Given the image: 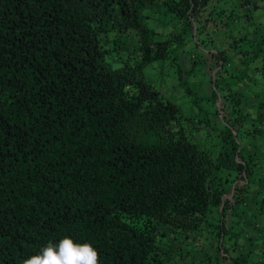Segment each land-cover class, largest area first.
I'll return each mask as SVG.
<instances>
[{"label":"trees","instance_id":"16d2710c","mask_svg":"<svg viewBox=\"0 0 264 264\" xmlns=\"http://www.w3.org/2000/svg\"><path fill=\"white\" fill-rule=\"evenodd\" d=\"M254 1L238 0L232 8L233 0H0V264H24L64 237L90 243L100 264H162L173 251L158 237L204 224L214 233L216 256L264 264V254L248 262L223 246L225 236L246 235L244 227L232 232L225 216L238 221L249 183L257 177L264 185L252 152L245 154L235 135L243 117L231 85L221 94L231 105L228 114L216 108L220 122H204L216 137L209 148L190 138L178 107L141 73L167 56L169 40L180 42L195 26L207 32L211 17L253 22ZM145 4L162 6L182 22L180 30L153 39L141 23ZM130 20L139 25L141 56L112 67L99 35L114 24L120 33ZM226 24L229 45L245 42ZM263 44L259 34L253 55L264 56ZM206 50L218 69L200 98L215 105V75L228 70L232 55L227 48ZM256 198L247 199L256 204L251 230L264 229L256 219L264 216V193L258 204Z\"/></svg>","mask_w":264,"mask_h":264},{"label":"rangeland","instance_id":"374dc122","mask_svg":"<svg viewBox=\"0 0 264 264\" xmlns=\"http://www.w3.org/2000/svg\"><path fill=\"white\" fill-rule=\"evenodd\" d=\"M233 1L232 4L230 2L232 8L238 0ZM254 2L258 6L257 11L252 15L254 21L242 19L241 22L245 28L240 25L241 22L237 21L239 18L229 20L228 25H230L229 22L233 23L230 27L224 23V19H227L223 16L225 14L221 15L223 22L220 15L211 17L205 24L207 32L198 31L195 26L191 34H183L180 42L169 40L165 51L167 56L145 64L141 73L145 81L151 84L162 97L178 107L182 117L181 122L188 129L190 138L198 140L202 145L206 143L209 148H214L213 141L216 137L213 130L204 127V122H220L219 116H216L214 112L216 108L218 115L228 114L231 105L221 94L225 92L222 86L225 83L230 84L235 92H233L235 98L238 99L236 107L243 117L240 124H234L237 129L235 135H238L239 145L244 147V153L252 152L251 157L257 161L254 165L262 179L264 177V158L261 159V155L264 156V56L261 52L253 55V47L259 39V34L264 36V25H261L264 18V0H255ZM225 7L226 4L223 11L227 9ZM141 15V23L152 31L153 39L172 36L181 28L182 22L171 17V14L159 5L145 4ZM225 24L235 37H245V42H240L236 46L229 45L230 38L222 32ZM258 24L260 26L253 30L254 25ZM116 25L114 24L113 29L106 34L99 35L101 46L108 50L105 59L112 67L121 65L123 60H126L128 64H134L141 56L140 44L142 45V43H140V34L137 32L139 25L135 20H130L127 29L120 33L116 29ZM208 36H211L210 40L207 38ZM151 47L154 50L153 44ZM219 48H227L232 57L227 66L228 70H220V73L215 75L216 89L219 94L214 105L210 100L200 97L207 95L212 89L211 78L214 76L215 70L218 69L212 53L206 49L218 50ZM262 48L264 50V44ZM238 49H243L244 54L239 53ZM184 86H187L189 91H185ZM258 113H262L260 120L257 119ZM197 120L199 126L193 128V125H197ZM172 129L174 130V126ZM257 139L259 142L254 145L253 143ZM220 174L227 175L228 178L232 176V173L226 170H222ZM247 189L248 195L246 199L243 198L240 204L242 211L238 218L239 222L236 221V216L229 214L225 216L232 232L244 227L246 235L225 236L223 246L227 247L228 255L234 256L240 253L249 262L264 254V229L251 230L248 226L251 223L249 215L256 206L255 204L253 207L251 203L254 202L253 197H257L256 203L258 204L260 194L264 193L262 180L254 178ZM251 192L254 194H249ZM249 197L251 202L247 201ZM213 219V215L208 213L207 220ZM256 219L258 226L262 227L264 216L258 215ZM240 223L242 225H239ZM210 228L204 224L187 233L177 231L169 233L167 236L158 237L157 242L162 248L173 251L166 259L162 260V264H229L224 256L214 254L216 239ZM235 238L237 239L235 240ZM260 246H262V250Z\"/></svg>","mask_w":264,"mask_h":264},{"label":"clouds","instance_id":"9594fccd","mask_svg":"<svg viewBox=\"0 0 264 264\" xmlns=\"http://www.w3.org/2000/svg\"><path fill=\"white\" fill-rule=\"evenodd\" d=\"M24 264H100L99 252L90 243H77L64 237L58 243L48 242Z\"/></svg>","mask_w":264,"mask_h":264}]
</instances>
